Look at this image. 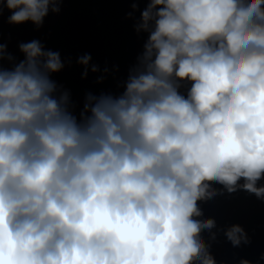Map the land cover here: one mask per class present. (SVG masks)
Returning a JSON list of instances; mask_svg holds the SVG:
<instances>
[{"label":"clouds","instance_id":"obj_1","mask_svg":"<svg viewBox=\"0 0 264 264\" xmlns=\"http://www.w3.org/2000/svg\"><path fill=\"white\" fill-rule=\"evenodd\" d=\"M59 2L0 0V19L40 26ZM141 19L125 90L78 114L59 53L22 43L7 69L0 44V264H216L198 202L213 183L264 198V0H149Z\"/></svg>","mask_w":264,"mask_h":264}]
</instances>
